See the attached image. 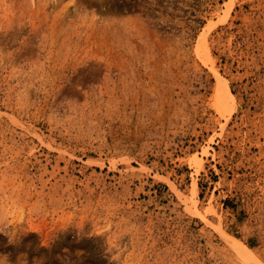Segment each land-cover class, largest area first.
Listing matches in <instances>:
<instances>
[{
	"label": "rangeland",
	"instance_id": "rangeland-1",
	"mask_svg": "<svg viewBox=\"0 0 264 264\" xmlns=\"http://www.w3.org/2000/svg\"><path fill=\"white\" fill-rule=\"evenodd\" d=\"M0 264H264V0H0Z\"/></svg>",
	"mask_w": 264,
	"mask_h": 264
},
{
	"label": "bare ground",
	"instance_id": "bare-ground-1",
	"mask_svg": "<svg viewBox=\"0 0 264 264\" xmlns=\"http://www.w3.org/2000/svg\"><path fill=\"white\" fill-rule=\"evenodd\" d=\"M231 5V4H230ZM228 6H229V4H228ZM229 10H230V8H229ZM226 14V13H225ZM224 15V14H223ZM208 54V52H206L205 51V59H207V60H205V63L206 64H209L210 66H211V68H212V63H210L211 61H209V59L206 57V55ZM209 55V54H208ZM216 74V73H215ZM215 77H216V84H215V95L219 98V97H221V99H222V101H223V99L226 101H224V103L226 104L227 103V101H231L232 100V95H231V93H230V91H229V89H228V86H227V84H226V82L222 79V78H220L217 74L215 75ZM217 93V94H216ZM220 98H219V100H221ZM227 104H229V103H227ZM226 104V105H227ZM193 189H195V187H194V185H193ZM202 218V217H201ZM240 249H242V253H244L246 256L248 255H250L249 254V251L247 250V248L246 247H244L242 244H240ZM239 249V250H240Z\"/></svg>",
	"mask_w": 264,
	"mask_h": 264
}]
</instances>
